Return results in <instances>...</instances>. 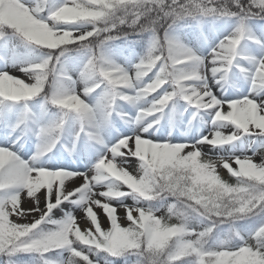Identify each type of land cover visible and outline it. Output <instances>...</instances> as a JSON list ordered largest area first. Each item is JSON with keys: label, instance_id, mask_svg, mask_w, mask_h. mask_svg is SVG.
Here are the masks:
<instances>
[{"label": "snow or ice", "instance_id": "obj_1", "mask_svg": "<svg viewBox=\"0 0 264 264\" xmlns=\"http://www.w3.org/2000/svg\"><path fill=\"white\" fill-rule=\"evenodd\" d=\"M0 264H264V0H0Z\"/></svg>", "mask_w": 264, "mask_h": 264}, {"label": "rangeland", "instance_id": "obj_2", "mask_svg": "<svg viewBox=\"0 0 264 264\" xmlns=\"http://www.w3.org/2000/svg\"><path fill=\"white\" fill-rule=\"evenodd\" d=\"M11 74L14 75V76H21V78L25 79L26 82H29V81H27V78H26V77H23L19 72H15V71H13ZM205 151H207V149H205ZM257 162H258V158H257ZM134 167H135V165H134V163H133L131 166H129V171H132ZM220 174H221V176H223L224 178L227 179V176L225 175L224 170L220 169ZM81 182H82V181H79V182L76 183L75 185H72V187L78 186ZM129 203H130V201H129ZM22 206H23V205H22ZM23 207H24V206H23ZM28 207H29V206H28ZM28 207H26V208H28ZM24 208H25V207H24ZM118 214L122 216V215H123V210H122V209L118 210ZM156 214H157L158 216H163V215H165V212H164V211H161V212H158V213H156ZM77 216H78V219H79V218H80V214L78 213ZM12 219L15 220L16 218L13 217ZM30 219H31V217H29L27 220H17L16 222H18V223L30 222ZM100 221H101L102 226H104V227L106 228V227H107L106 220H105V218H104L102 215L100 216ZM79 222H80V226H81V228L84 229V228L86 227V221L83 220V219H80ZM121 224H122L123 226H126V223H125V221H123V220H121Z\"/></svg>", "mask_w": 264, "mask_h": 264}, {"label": "bare ground", "instance_id": "obj_3", "mask_svg": "<svg viewBox=\"0 0 264 264\" xmlns=\"http://www.w3.org/2000/svg\"><path fill=\"white\" fill-rule=\"evenodd\" d=\"M79 181H81V179L80 178H77L76 181H75V184L78 183ZM75 184H69V187H72V185H75ZM23 206L26 208L29 205L27 203H24Z\"/></svg>", "mask_w": 264, "mask_h": 264}]
</instances>
